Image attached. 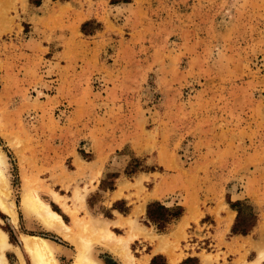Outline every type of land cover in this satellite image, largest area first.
Here are the masks:
<instances>
[{"label":"rangeland","instance_id":"rangeland-1","mask_svg":"<svg viewBox=\"0 0 264 264\" xmlns=\"http://www.w3.org/2000/svg\"><path fill=\"white\" fill-rule=\"evenodd\" d=\"M0 73L17 211L0 205V228L26 264L25 234L59 264L78 252L24 212L27 188L78 232L99 220L130 237L133 264H264V0H0ZM154 200L183 208L164 231ZM237 201L256 216L247 234L232 231ZM96 235L97 259L127 264Z\"/></svg>","mask_w":264,"mask_h":264},{"label":"bare ground","instance_id":"bare-ground-1","mask_svg":"<svg viewBox=\"0 0 264 264\" xmlns=\"http://www.w3.org/2000/svg\"><path fill=\"white\" fill-rule=\"evenodd\" d=\"M6 164V156L0 150V205L17 221L16 204L13 200L9 199L10 184L5 171ZM79 201L83 204L84 198H80ZM22 209L26 214L38 217L46 227L64 233L72 242L76 243L78 252L73 264H103L92 253L95 234H97L96 238L101 240L103 244L115 252L117 251L127 264H133L132 256L128 249L131 238L115 235L102 221H89L85 226L83 225L84 231L80 230L78 232V230L66 224L61 214L52 209L50 204L42 199L35 189L29 188L24 191ZM24 245L30 253L33 264H59V260L55 255V246L47 238L25 234ZM13 248L18 249L8 239V233L0 228V264H9L6 251ZM22 261L25 264L23 257Z\"/></svg>","mask_w":264,"mask_h":264},{"label":"trees","instance_id":"trees-1","mask_svg":"<svg viewBox=\"0 0 264 264\" xmlns=\"http://www.w3.org/2000/svg\"><path fill=\"white\" fill-rule=\"evenodd\" d=\"M1 89V84H0ZM132 172V171H131ZM134 172V171H133ZM113 188V186H111ZM89 204L90 200H89ZM242 202L237 201L236 203H231V206L238 210V216H237V222L234 225L232 231L234 233H241V234H247L251 230V228L255 225L256 216L253 213H246L245 210L241 207ZM114 207H117V204L115 203ZM126 211V209L124 210ZM183 214V208L180 205H174V206H167L160 200H154L148 203L147 206V221L148 223H153L157 226L159 230L164 231L168 224L171 223L173 220L178 219ZM249 215L253 221L249 224V226L241 228L240 222L242 220L243 215ZM159 256H155L152 258L151 264H158ZM190 258H187L180 264H189ZM162 264H167L163 261Z\"/></svg>","mask_w":264,"mask_h":264},{"label":"crops","instance_id":"crops-1","mask_svg":"<svg viewBox=\"0 0 264 264\" xmlns=\"http://www.w3.org/2000/svg\"><path fill=\"white\" fill-rule=\"evenodd\" d=\"M33 43H37V42H33ZM99 69H100V70H103L104 73H108L107 71L110 70V68H109L108 66L105 67L104 65H100ZM3 78H4V77H3ZM0 84H1L0 94H2V93L5 92L6 84L2 81V74H1V73H0ZM113 84L115 85L116 82H114ZM58 88H60L59 90L63 89V88H62V82H61V81H60V83H59ZM63 96H64V95H63ZM63 96H62V97H63ZM58 98H61V97H58ZM73 159H74V156H73ZM79 161H80V160H79ZM238 198H240V196H237L235 199H238ZM121 200H124V199H121ZM117 201L119 202L120 200H117ZM125 205H126V204H125ZM147 206H148V205H145L146 215H147ZM228 207H229V205H228ZM230 208H231V207H230ZM123 210H125V209H123ZM111 212H112V210H111ZM119 212H120V211H119ZM122 212H123V211H122ZM124 212H128V211H124ZM112 213H113V212H112ZM220 213L223 214L224 211H221ZM233 219H235V216H234ZM169 224H170V223H169ZM230 227H231V224H230ZM13 245H14V244H13ZM14 246L17 247L16 245H14ZM13 249H16V248H13ZM18 250H19V249H17V251H18ZM19 252H20V251H19ZM21 255H22V254H21ZM155 256H159V257L163 258L162 261L166 262L167 264H171V263H170V255L164 256V255H161V254H157V255H153L152 258L155 257ZM22 257H23V256H21V260H22ZM151 261H152V259H151ZM22 264H23V261H22ZM25 264H26V263H25ZM150 264H151V263H150ZM175 264H177V262H176Z\"/></svg>","mask_w":264,"mask_h":264}]
</instances>
